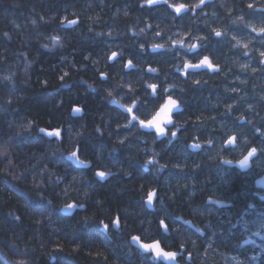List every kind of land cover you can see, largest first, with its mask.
I'll use <instances>...</instances> for the list:
<instances>
[{"label": "clouds", "instance_id": "clouds-1", "mask_svg": "<svg viewBox=\"0 0 264 264\" xmlns=\"http://www.w3.org/2000/svg\"><path fill=\"white\" fill-rule=\"evenodd\" d=\"M13 7L18 14H0V177L48 208L0 195L17 226L0 243V264H52L57 253L78 264H264V0ZM88 37L102 47L74 46ZM213 41L222 51L210 50ZM33 45L56 62L46 67ZM133 48L161 55L133 57ZM74 82L83 88L49 107L62 113L55 119L24 108L29 92L52 95ZM205 86L216 95L204 93L205 104L186 111L190 90ZM89 92L109 110L77 102ZM37 136L42 149L20 143ZM85 137L98 142L94 151L82 147ZM236 177L248 192L240 203ZM104 184L108 198L99 195ZM80 226L106 239L77 238Z\"/></svg>", "mask_w": 264, "mask_h": 264}, {"label": "trees", "instance_id": "trees-1", "mask_svg": "<svg viewBox=\"0 0 264 264\" xmlns=\"http://www.w3.org/2000/svg\"><path fill=\"white\" fill-rule=\"evenodd\" d=\"M12 2L13 0H0V14H3V13L17 14L14 7H11L10 5ZM33 50L40 52L41 63H43L46 67L56 62L52 60V56L50 54L45 53L42 50H39L38 48H36L35 45H33ZM80 86H82L83 88V85H80L74 82L71 89H68V90L62 89L60 90V92L53 93L52 95H44V94H40L36 92H29V99L24 105V108L29 109V110H35L39 112L42 116L50 115L52 116L53 119H55L57 115H61L62 113L60 112V110H57V112L55 113H50L48 111L49 107L55 104L56 100L60 96L62 95L66 96L67 92H70L72 89H82L80 88ZM95 97H96V94L89 92L86 95L78 96L77 102H79L78 100L80 99L84 104L86 103L85 106L89 110L98 111L97 109L92 110V108L88 106L90 105V103L91 105H99ZM24 108H22V110H24ZM90 138L92 139V137ZM45 142L46 141L44 140V138L37 136L35 138L24 137L22 138L20 143L22 146H27L29 149H32V148L42 149ZM81 143H82V146L87 148V150L90 152L91 149H93L91 145L96 144L97 141L94 142L93 139L89 140V137H85ZM59 159H60V164L62 167H67L70 172L76 171V169L72 168L62 158H59ZM121 162L123 161L121 160ZM86 171L90 173V170H86ZM0 188L3 189V192H0V195H3L5 198H7V196L11 194L10 192H12L17 196V199H20L22 201H27L34 211H43L48 208V205L46 203L36 200L34 196L30 192H28V190L24 189L23 187L12 185L6 178L0 177ZM110 193H111V188L107 184L100 186L99 195H101L102 197L108 198L110 196ZM127 195H129V193L127 192L123 194V196H127ZM120 199H123V197H121ZM138 205H139L138 201H133V204H132L133 207H136ZM5 211H6L5 208L0 207V228L5 229L4 231H0V243H5V240L7 238V230H15L17 227L16 225L13 224V222L8 220V218L4 215ZM24 228H25V231H31L30 225H25ZM76 235H77V238L87 237L89 239L96 240V241H99L101 239H106L103 236V234L99 231L98 227L96 226H87V227L80 226ZM65 239H67V237H65ZM108 243L114 254L121 255L118 249H116L113 246V242L108 241ZM6 246L7 245L5 244V247ZM52 264H78V262L73 257L66 256L62 253H57L55 260L53 261Z\"/></svg>", "mask_w": 264, "mask_h": 264}, {"label": "flooded vegetation", "instance_id": "flooded-vegetation-1", "mask_svg": "<svg viewBox=\"0 0 264 264\" xmlns=\"http://www.w3.org/2000/svg\"><path fill=\"white\" fill-rule=\"evenodd\" d=\"M61 2L67 3V2H71V0H61ZM118 2L122 4V3H125L126 0H118ZM57 7H59V5H57ZM159 7L160 6H158L157 9H141L140 11L145 12L147 14H156L159 10ZM14 9H15L16 13L18 14L20 9H17V8H14ZM74 46L80 48L81 50H92L95 52L102 47V42L97 41L95 44H93L92 38L88 37L87 39H82V40L78 41L77 44ZM222 47L223 46L221 45V43L219 41H213L212 45H210V50L222 51ZM126 51H128L133 57H139V58H144L145 56H148L149 59H155L156 57L161 55V54L140 53L134 48L128 49ZM51 56H52L53 61H56L58 58L56 55H51ZM80 88H82V86H80ZM200 93L201 94L211 93L212 95H216V92H214L212 89H209L206 86L202 87V88L191 89L189 92V104H188L186 111L191 112L192 110L199 109V107H200L199 103H201V105H203L201 102L202 98H199ZM94 94H96L95 99H97V102L99 105H91V103H90V105H88V104L87 105L89 107H91L92 110L97 109L98 111H103L105 106L109 109V106L107 104H101L100 103V93L97 92ZM228 99H231V97H229ZM78 101L82 102L80 99ZM89 140H92V139L89 137ZM93 141L96 142L95 140H93ZM82 147L85 148L84 146H82ZM175 148H176V143L174 142V144L171 145L167 151L168 152L174 151ZM92 151H94V149H91L90 152H92ZM163 155L166 156L167 152H165ZM188 156H189V158H191L192 154L188 153ZM108 159L110 161L116 160L119 163H123V162H121V160H122L121 154H113L112 156H109ZM128 166L132 169L134 175L141 172L140 168L135 164L128 165ZM144 175H145V178H148V176H150V173L144 174ZM175 175H176L175 173H172L173 177ZM229 175H232V173H229ZM232 191L237 193V197H236L237 203H240L242 197H246L248 195L247 190L243 187V184H242V181L240 180V177H236V183L234 184ZM229 195H231V193ZM159 211L163 212L164 209L161 208V209H159ZM145 214H147V211ZM173 222H175V221H173ZM237 226L239 227V224Z\"/></svg>", "mask_w": 264, "mask_h": 264}, {"label": "rangeland", "instance_id": "rangeland-1", "mask_svg": "<svg viewBox=\"0 0 264 264\" xmlns=\"http://www.w3.org/2000/svg\"><path fill=\"white\" fill-rule=\"evenodd\" d=\"M10 5H11V7H13V2H12ZM199 98H202V99H201V102H202V104L204 105L205 102H204V100H203V94L200 93V94H199ZM199 105H200V107L202 106L201 103H199ZM200 107H199V108H200Z\"/></svg>", "mask_w": 264, "mask_h": 264}, {"label": "bare ground", "instance_id": "bare-ground-1", "mask_svg": "<svg viewBox=\"0 0 264 264\" xmlns=\"http://www.w3.org/2000/svg\"><path fill=\"white\" fill-rule=\"evenodd\" d=\"M104 110H109L106 106L104 107ZM87 149V148H86ZM123 161V160H122ZM123 163H124V161H123Z\"/></svg>", "mask_w": 264, "mask_h": 264}, {"label": "snow or ice", "instance_id": "snow-or-ice-1", "mask_svg": "<svg viewBox=\"0 0 264 264\" xmlns=\"http://www.w3.org/2000/svg\"><path fill=\"white\" fill-rule=\"evenodd\" d=\"M152 195V193H149V196H151Z\"/></svg>", "mask_w": 264, "mask_h": 264}]
</instances>
